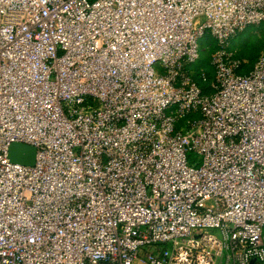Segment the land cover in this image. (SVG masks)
Returning <instances> with one entry per match:
<instances>
[{
    "label": "built area",
    "instance_id": "built-area-1",
    "mask_svg": "<svg viewBox=\"0 0 264 264\" xmlns=\"http://www.w3.org/2000/svg\"><path fill=\"white\" fill-rule=\"evenodd\" d=\"M261 25L264 0H0V264H264V53L232 50Z\"/></svg>",
    "mask_w": 264,
    "mask_h": 264
},
{
    "label": "rangeland",
    "instance_id": "rangeland-1",
    "mask_svg": "<svg viewBox=\"0 0 264 264\" xmlns=\"http://www.w3.org/2000/svg\"><path fill=\"white\" fill-rule=\"evenodd\" d=\"M203 41H205L203 43V57L199 64L207 67L208 60L213 54L216 45L212 38H209V41L207 38L203 39ZM232 50L246 64L242 72L247 73L250 71L258 58L264 53V26H251L246 29L232 42Z\"/></svg>",
    "mask_w": 264,
    "mask_h": 264
},
{
    "label": "water",
    "instance_id": "water-1",
    "mask_svg": "<svg viewBox=\"0 0 264 264\" xmlns=\"http://www.w3.org/2000/svg\"><path fill=\"white\" fill-rule=\"evenodd\" d=\"M10 157L13 162L33 166L36 163L37 148L24 143H13L10 147Z\"/></svg>",
    "mask_w": 264,
    "mask_h": 264
},
{
    "label": "trees",
    "instance_id": "trees-1",
    "mask_svg": "<svg viewBox=\"0 0 264 264\" xmlns=\"http://www.w3.org/2000/svg\"><path fill=\"white\" fill-rule=\"evenodd\" d=\"M245 66H246V64H245ZM249 72V71H248Z\"/></svg>",
    "mask_w": 264,
    "mask_h": 264
}]
</instances>
